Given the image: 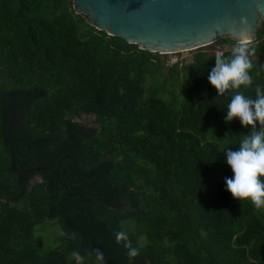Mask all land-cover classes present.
<instances>
[{
    "label": "trees",
    "instance_id": "16d2710c",
    "mask_svg": "<svg viewBox=\"0 0 264 264\" xmlns=\"http://www.w3.org/2000/svg\"><path fill=\"white\" fill-rule=\"evenodd\" d=\"M235 43L219 37L165 66L166 54L96 29L73 0H0V90L17 102L16 166L59 173L12 169L0 98V264H77L73 252L80 264H264V208L224 185L232 172L222 151L249 128L224 122L230 95L207 79L211 49L229 54ZM252 44L253 83L238 90L254 98L264 88V23ZM51 221L61 231L45 248L39 229Z\"/></svg>",
    "mask_w": 264,
    "mask_h": 264
},
{
    "label": "water",
    "instance_id": "95a60500",
    "mask_svg": "<svg viewBox=\"0 0 264 264\" xmlns=\"http://www.w3.org/2000/svg\"><path fill=\"white\" fill-rule=\"evenodd\" d=\"M73 7L96 29L166 56L184 54L219 37L236 41L241 31L254 40L264 23V0H73ZM242 17L246 23H241ZM0 98L8 104L6 136L12 169L27 175L48 168L59 177L50 167L16 166L12 129L17 102L7 91L0 90Z\"/></svg>",
    "mask_w": 264,
    "mask_h": 264
},
{
    "label": "clouds",
    "instance_id": "9594fccd",
    "mask_svg": "<svg viewBox=\"0 0 264 264\" xmlns=\"http://www.w3.org/2000/svg\"><path fill=\"white\" fill-rule=\"evenodd\" d=\"M241 23H246L245 18H241ZM235 39L229 54L217 53L214 56V65L209 69L207 79L217 96L226 92L230 95L224 122L229 123L235 118L242 127L249 128L247 134L233 135L237 139L230 144L238 145L235 150L225 147L222 151L225 163L232 172L231 177L224 178L225 189L238 201L248 200L260 209L264 208V179H261L264 177V88L257 84L254 98L238 90L253 83L250 70L257 49L244 31L238 33ZM261 67L264 65L261 64ZM116 240L124 241L129 258L138 255V248L131 246L125 232L118 231ZM72 256L80 264L79 253L73 252Z\"/></svg>",
    "mask_w": 264,
    "mask_h": 264
},
{
    "label": "rangeland",
    "instance_id": "374dc122",
    "mask_svg": "<svg viewBox=\"0 0 264 264\" xmlns=\"http://www.w3.org/2000/svg\"><path fill=\"white\" fill-rule=\"evenodd\" d=\"M220 50H222V49L219 46H214L211 49V51H215V53H217ZM190 55H191V51L186 52L184 54H177V55H170V56H166V55L163 56L162 55V58L164 57V59H165V66H170L175 61H182L183 59H189ZM93 119H94V116L89 115V114H81L80 116H78L76 118L77 121H80L82 123H86L87 125L97 126V124L94 123ZM261 179H264V177H262ZM40 180H41L40 176L36 175L31 179V183L34 181H40ZM126 228L130 229L131 224L127 223ZM60 231H61V225L57 221L47 222L42 227H40L39 232L41 233V236L44 239V247L45 248H51V247L55 246L57 238L60 234ZM144 240H145L144 236H141L139 238L140 243H144L143 242Z\"/></svg>",
    "mask_w": 264,
    "mask_h": 264
},
{
    "label": "built area",
    "instance_id": "2783aa9c",
    "mask_svg": "<svg viewBox=\"0 0 264 264\" xmlns=\"http://www.w3.org/2000/svg\"><path fill=\"white\" fill-rule=\"evenodd\" d=\"M221 52H222V50L218 51L217 53H221ZM217 53H216V54H217Z\"/></svg>",
    "mask_w": 264,
    "mask_h": 264
}]
</instances>
